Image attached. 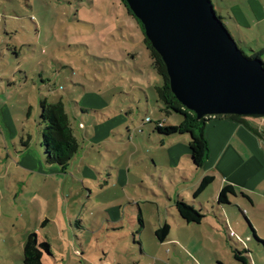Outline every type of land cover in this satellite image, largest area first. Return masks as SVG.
<instances>
[{
	"label": "rangeland",
	"instance_id": "374dc122",
	"mask_svg": "<svg viewBox=\"0 0 264 264\" xmlns=\"http://www.w3.org/2000/svg\"><path fill=\"white\" fill-rule=\"evenodd\" d=\"M219 1L218 16L238 20L224 24L240 50H264V0ZM135 23L118 0H0V264H23L32 233L50 244L45 264H167L175 247L159 245L154 230L166 220L169 240L186 237L176 195L211 209L218 182L193 198L200 169L178 153L172 165L153 137L154 122L179 126L181 117L156 103L162 81ZM41 101L71 116L79 149L64 170L45 163ZM247 120L264 140V118ZM178 170L193 184L169 181Z\"/></svg>",
	"mask_w": 264,
	"mask_h": 264
},
{
	"label": "water",
	"instance_id": "95a60500",
	"mask_svg": "<svg viewBox=\"0 0 264 264\" xmlns=\"http://www.w3.org/2000/svg\"><path fill=\"white\" fill-rule=\"evenodd\" d=\"M160 56L175 99L197 120L264 118V67L247 59L212 0H125Z\"/></svg>",
	"mask_w": 264,
	"mask_h": 264
},
{
	"label": "crops",
	"instance_id": "0c3cea01",
	"mask_svg": "<svg viewBox=\"0 0 264 264\" xmlns=\"http://www.w3.org/2000/svg\"><path fill=\"white\" fill-rule=\"evenodd\" d=\"M213 1L216 6L221 2L219 0H212V3ZM118 3L125 9L120 0H118ZM126 15L129 19H132L127 12ZM220 17H222L221 14ZM229 20H233L236 23L238 22V20L228 15L225 21ZM134 28L137 32H140L137 24ZM233 31L235 32V30ZM132 58L134 59V56H132ZM77 107L81 109L82 112L87 111L79 106ZM100 112L103 114L104 111ZM93 113L94 112H92V114ZM66 114L69 119L71 117L70 114L67 112ZM211 122H214V125H209ZM249 123L253 128H258V126L252 122ZM93 124L96 126L99 123L93 121ZM152 134L160 143L162 149L172 156L171 159L168 158V161H172V165L176 164L177 158H175L174 155L178 153L180 156L178 159H186L188 166L193 169L195 168L190 159V137L188 135H177L165 138L159 136L154 130ZM86 137L92 138V136L88 134ZM205 138L208 142L209 155L206 163L198 170L201 171V174L199 173L200 177L195 181V188H198L203 178L213 177V183L215 184L218 182V186L216 185L215 187V194L212 196L213 204L211 209L208 210L206 205L200 200L195 199L190 204L186 202L182 196L176 195L173 200V206L176 200H183L189 203L194 209H196L195 204H198V209L203 215V219L200 224H187L184 222L186 225V237L181 238V240H169V231L167 240L158 242L160 245L169 241L170 244L175 247L174 252L176 254L169 256L167 264H178L179 262L180 264H242L234 257L235 252L242 253L240 255V260H242L244 264H264V252L260 253L258 251L261 246L264 248V236H261L259 233V227H261L262 231L264 230V140L242 125H238L229 120H211L206 126ZM210 140H212L213 144H211ZM150 160L154 166L157 167L156 159L150 158ZM190 173L194 172L190 171ZM170 174L171 173H168V175ZM176 177H179L177 182L174 181L176 184H180V182H193V174L190 180L182 170H178V174L174 173L171 179L168 178V180L171 181L172 179H176ZM160 184H162V186L165 185L162 177L160 178ZM225 186L232 187L235 190V195L231 196L233 199L232 201L228 198V205H219L216 202L217 196L220 190ZM188 189H191V185ZM196 189L194 191H196ZM184 190L185 189H182V191ZM231 208H236L237 212L233 213L229 211ZM140 211L141 210H139L138 213L141 216L140 219L143 221ZM241 211H243V217L240 214ZM244 217L248 221L253 232L246 225ZM164 224L168 225L167 221L160 220L158 222V227L154 230V234L155 231ZM176 225L178 228L181 226L180 223H176ZM143 227L144 223L142 229ZM230 233L238 237L239 241H237L235 237H230ZM254 236L262 241L263 244L258 243ZM235 240L237 241V245L243 246L242 251L236 250L235 245H232V243L236 242ZM140 246H142L141 242ZM164 246L163 244L161 247ZM248 247H251L252 250L256 251L255 253L259 254L254 255L253 251ZM243 252L248 253L243 254ZM178 256L181 259L180 261H177ZM156 261V264H166L159 259H156Z\"/></svg>",
	"mask_w": 264,
	"mask_h": 264
},
{
	"label": "trees",
	"instance_id": "16d2710c",
	"mask_svg": "<svg viewBox=\"0 0 264 264\" xmlns=\"http://www.w3.org/2000/svg\"><path fill=\"white\" fill-rule=\"evenodd\" d=\"M122 5L125 7L128 15L135 20L139 30L142 34L143 45L149 53L151 60V67L156 74L161 78V86L153 88L156 94V103L161 104L162 111L168 116L178 115L181 117V123L179 126L159 127L156 122L154 132L161 137H171L177 135H188L190 137L189 150L190 159L192 165L196 169H200L208 159V142L205 138V129L207 124L211 120H229L238 125H242L244 128L260 137V133L256 128H253L247 118L230 115V116H215L206 117L201 120H197L193 112L186 110L172 95L169 89L168 78L166 74L165 66L160 56L151 47L149 41L144 35V29L141 23L132 16L129 11L125 0H120ZM216 13V12H215ZM218 16V14L216 13ZM219 17V16H218ZM220 21L225 27V18L219 17ZM226 28V27H225ZM227 30V28H226ZM228 31V30H227ZM229 33V31H228ZM230 34V33H229ZM231 36V35H230ZM238 46V45H237ZM238 49L240 50L239 46ZM242 52V50H240ZM242 54L247 59H255L261 63L264 67L263 55L264 51H253L249 56ZM40 108V122H41V142L40 148L44 150V156L46 157L45 163L48 166L56 165L61 170H64L72 157L77 153L79 149L78 141L76 140L73 130L70 125L68 116L64 110V106L59 102L55 104H48L46 101H41L39 104ZM152 123V122H150ZM214 181L213 177H205L200 182L198 188L193 194V198H196L204 190L207 189ZM235 190L230 186L223 187L218 196L216 202L219 205H228L229 196H234ZM176 212L181 220L187 224H200L203 215L196 211L192 206L183 200H176L174 203ZM243 216V214H242ZM246 225L250 228L248 221L245 219ZM138 223L142 226V220L139 219ZM251 229V228H250ZM170 228L167 224H164L157 231H155V237L158 242H164L167 240ZM252 231V229H251ZM253 232V231H252ZM231 237V236H230ZM255 240L263 244L262 241L258 240L254 236ZM248 252H243L247 254ZM242 253L235 252L234 257L238 259L242 264L244 262L240 260ZM52 251L50 244L46 241H40L35 233L30 234L24 245L22 253L23 264H45V258H51Z\"/></svg>",
	"mask_w": 264,
	"mask_h": 264
},
{
	"label": "built area",
	"instance_id": "2783aa9c",
	"mask_svg": "<svg viewBox=\"0 0 264 264\" xmlns=\"http://www.w3.org/2000/svg\"><path fill=\"white\" fill-rule=\"evenodd\" d=\"M150 122H151V121H150L149 119H146V120H145V123H150ZM157 124H158L159 127L162 126L159 122H158ZM230 236H231V237H235V238H237L233 233H230Z\"/></svg>",
	"mask_w": 264,
	"mask_h": 264
}]
</instances>
